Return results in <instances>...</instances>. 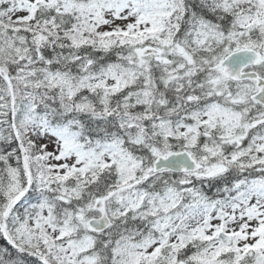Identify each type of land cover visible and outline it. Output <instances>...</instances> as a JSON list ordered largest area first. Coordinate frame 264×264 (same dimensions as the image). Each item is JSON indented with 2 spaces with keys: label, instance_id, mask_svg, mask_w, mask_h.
I'll list each match as a JSON object with an SVG mask.
<instances>
[{
  "label": "snow or ice",
  "instance_id": "obj_1",
  "mask_svg": "<svg viewBox=\"0 0 264 264\" xmlns=\"http://www.w3.org/2000/svg\"><path fill=\"white\" fill-rule=\"evenodd\" d=\"M0 264H264V0H0Z\"/></svg>",
  "mask_w": 264,
  "mask_h": 264
}]
</instances>
